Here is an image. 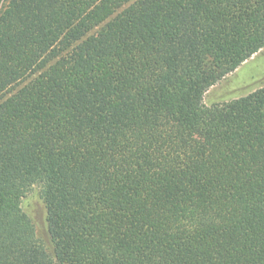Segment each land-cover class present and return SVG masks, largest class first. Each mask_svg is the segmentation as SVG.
Wrapping results in <instances>:
<instances>
[{
  "label": "trees",
  "instance_id": "16d2710c",
  "mask_svg": "<svg viewBox=\"0 0 264 264\" xmlns=\"http://www.w3.org/2000/svg\"><path fill=\"white\" fill-rule=\"evenodd\" d=\"M263 48L264 0H0V264H264V85L204 102Z\"/></svg>",
  "mask_w": 264,
  "mask_h": 264
},
{
  "label": "rangeland",
  "instance_id": "374dc122",
  "mask_svg": "<svg viewBox=\"0 0 264 264\" xmlns=\"http://www.w3.org/2000/svg\"><path fill=\"white\" fill-rule=\"evenodd\" d=\"M263 85L264 48L243 63L234 73L214 85L206 93L204 102L208 106L227 102L245 96ZM21 207L34 223L37 238L48 247L45 209L37 188L22 199Z\"/></svg>",
  "mask_w": 264,
  "mask_h": 264
}]
</instances>
